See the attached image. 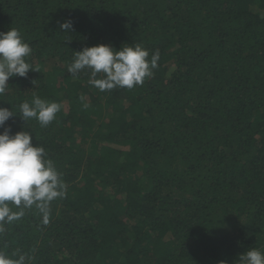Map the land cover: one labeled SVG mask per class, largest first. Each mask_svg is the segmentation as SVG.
Masks as SVG:
<instances>
[{
  "label": "trees",
  "instance_id": "obj_1",
  "mask_svg": "<svg viewBox=\"0 0 264 264\" xmlns=\"http://www.w3.org/2000/svg\"><path fill=\"white\" fill-rule=\"evenodd\" d=\"M10 28L35 71L0 95L17 116L6 126L32 133L64 195L47 222L36 205L8 202L23 215L0 222V253L23 264H241L249 248L264 252V0H0V32ZM101 44H139L148 59L159 50L158 67L140 86L102 92L90 72L67 71L73 52ZM36 96L61 104L47 127L19 117Z\"/></svg>",
  "mask_w": 264,
  "mask_h": 264
},
{
  "label": "clouds",
  "instance_id": "obj_2",
  "mask_svg": "<svg viewBox=\"0 0 264 264\" xmlns=\"http://www.w3.org/2000/svg\"><path fill=\"white\" fill-rule=\"evenodd\" d=\"M58 24L65 33L71 32L74 27L71 19ZM31 52V46L24 42L18 29L0 32V95L7 91L10 78H26L30 71H35L26 62ZM73 53L68 73L76 77L81 72H90L89 83L102 92L115 88L131 90L142 85L146 78L153 75L152 70L158 67L160 58L159 50H156L148 59L149 52L139 44L123 45L119 50L101 44ZM98 74H103L102 78L97 79ZM60 110V103L36 96L31 103L25 101L19 105V117L24 123L35 119L41 127H47ZM13 117H17L13 110L0 107V129H3L0 132V222H11L23 215L22 210L12 212L8 202L21 209L36 205L47 222L49 205L64 195V184L53 161L45 158V149L33 146L30 131L12 134L11 126L6 124ZM0 231H3L2 227ZM239 259L241 264H264V252L249 248ZM0 264H23V257L12 260L0 253Z\"/></svg>",
  "mask_w": 264,
  "mask_h": 264
},
{
  "label": "rangeland",
  "instance_id": "obj_3",
  "mask_svg": "<svg viewBox=\"0 0 264 264\" xmlns=\"http://www.w3.org/2000/svg\"><path fill=\"white\" fill-rule=\"evenodd\" d=\"M107 113H109V112H107Z\"/></svg>",
  "mask_w": 264,
  "mask_h": 264
}]
</instances>
